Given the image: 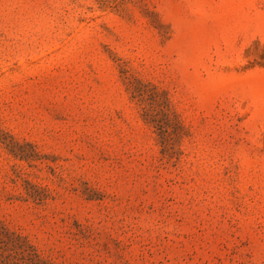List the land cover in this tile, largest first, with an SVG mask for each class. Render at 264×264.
I'll return each mask as SVG.
<instances>
[{
	"label": "rangeland",
	"instance_id": "rangeland-1",
	"mask_svg": "<svg viewBox=\"0 0 264 264\" xmlns=\"http://www.w3.org/2000/svg\"><path fill=\"white\" fill-rule=\"evenodd\" d=\"M0 264H264V0H0Z\"/></svg>",
	"mask_w": 264,
	"mask_h": 264
}]
</instances>
